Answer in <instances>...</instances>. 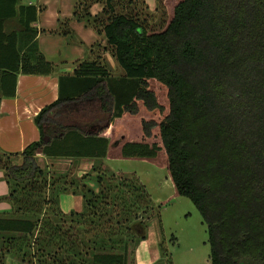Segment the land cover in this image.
Here are the masks:
<instances>
[{
	"label": "trees",
	"instance_id": "trees-1",
	"mask_svg": "<svg viewBox=\"0 0 264 264\" xmlns=\"http://www.w3.org/2000/svg\"><path fill=\"white\" fill-rule=\"evenodd\" d=\"M96 4L101 9L94 11ZM141 8L139 0H77L73 18L103 35L124 74L113 76L101 54L77 61L73 74L60 78L59 98L35 117L40 139L20 153L0 152L11 206L0 212V238L25 264H133L130 255L148 236L154 205L137 175L104 170L110 140L100 134L138 99L160 108L147 88L157 79L169 88L170 113L159 127L171 178L208 224L211 264H264V0H177L171 20H158L160 29ZM42 10L0 0L5 96L16 94L18 73L54 70L36 40L33 23ZM69 21L60 20L62 33L68 43L82 44ZM95 98L102 115L94 122L65 118L71 105ZM143 131L151 135L148 121ZM119 142L125 157H154L162 148L144 139ZM39 153L96 161L78 178L52 173ZM70 191L83 196L82 210L62 209L59 196ZM6 260L0 249V264Z\"/></svg>",
	"mask_w": 264,
	"mask_h": 264
},
{
	"label": "rangeland",
	"instance_id": "rangeland-1",
	"mask_svg": "<svg viewBox=\"0 0 264 264\" xmlns=\"http://www.w3.org/2000/svg\"><path fill=\"white\" fill-rule=\"evenodd\" d=\"M145 1L150 7L146 8L147 4L143 0H139V5L142 7L140 10L144 11L143 15L150 20L155 29L161 28L157 25L161 17L165 21H169L173 17L177 0H163L164 7H161V9L157 0ZM73 2L75 8L77 0H64V7H72ZM42 6L44 10L49 7L48 4H43ZM52 6L55 7L57 4L54 2ZM100 9V4H96L92 8L94 11ZM70 19L71 21L68 23L70 31L73 32L75 38L83 40V43H78V45L86 49V57L90 58L88 55L90 47L83 39V36L72 25L73 20H79L73 17ZM88 27L93 28L91 26ZM99 41L101 44H96L95 55L100 53L103 56L106 53L109 60H112L111 50L103 45L104 40ZM104 47L108 49V52H105ZM108 62L110 63V61ZM114 62L113 65L110 64L112 67L111 71L113 76L120 78L124 74V70L116 60ZM75 63L73 64L75 65ZM67 70L74 69L69 67ZM147 85V88L153 90L155 93L160 108L152 109L143 100L138 99L136 101L137 105L133 109L126 108L127 111L115 122L114 127L116 129L113 130V136L118 141L124 139V136L128 134L129 139H144L150 143L156 142L162 147L161 150L154 157H125L120 153V150L117 151V148L112 145L109 161L105 160L107 161L105 163L103 160L102 162L105 171L107 168L109 172L119 171L137 175L140 181L146 185L154 205V215L151 217L148 226V236L138 245L141 254L136 258L135 251V254L133 252L130 255V259L133 264H211L208 224L195 203L189 197L177 193V188L171 178L168 167V155L161 138L159 124L170 113L169 88L165 83L157 79H149ZM69 108L70 112H68L65 118L80 125L94 122L102 115L100 113L101 104L98 98L83 100L81 103L73 104ZM143 121L150 123L152 129L150 136L144 135ZM250 128L251 126L247 128V131ZM107 138L109 139V137ZM5 159L6 157L3 158V160ZM12 159L16 162H21L22 160L20 156L18 158L12 156ZM116 174L118 172L115 173V176ZM82 180L87 186H91L97 192L100 191V187L95 181ZM9 192L5 172L3 169H0V212L11 207L8 198ZM59 201L61 203L62 195L59 196ZM150 206L152 209L151 204ZM147 214L149 215L151 212H147ZM8 247L9 245L4 244L0 238V249L4 251L8 258L6 264H25L21 263L20 259L15 256L12 247L11 249H7ZM34 250L38 251L37 245ZM38 257L36 256V260ZM152 259L154 261L150 262Z\"/></svg>",
	"mask_w": 264,
	"mask_h": 264
},
{
	"label": "crops",
	"instance_id": "crops-1",
	"mask_svg": "<svg viewBox=\"0 0 264 264\" xmlns=\"http://www.w3.org/2000/svg\"><path fill=\"white\" fill-rule=\"evenodd\" d=\"M54 2L57 4L55 7L52 6ZM63 2L64 0H23V3L48 4L49 6L39 13L37 21L33 24L40 30L36 37L40 50L46 59L55 64V67L50 74L18 73L16 94L14 96H5L0 90V152L2 153H20L29 143L40 139V130L35 122L36 115L44 106L59 98L61 90L60 78L63 75H72L74 72V70L67 69L69 67L75 69L73 63L87 58L86 49L81 45L68 43L67 38L62 33L63 28L60 26V20L72 18L75 9L74 2L73 6L68 8L64 7ZM72 25L83 36V39L90 47V52L88 53L90 58L87 59H95L97 56L95 55L96 43L100 42L99 40H104L103 45L106 46V39L94 28H89L85 22L73 20ZM44 29L47 32H41ZM105 52L108 51L105 50ZM103 56L110 61L111 65L115 63L114 57L109 60L106 53ZM119 118L117 117L112 125L100 134L101 137L107 136L110 140L107 154L103 157L104 161H109L112 145L117 148V151L120 150L122 154V143L114 139L113 136V130L116 129L114 125ZM128 136V134L127 136L125 135L124 139L134 140L129 139ZM116 141H118L117 145L114 144ZM58 150L59 147L57 146L55 151ZM38 156L40 161L48 166L52 173L71 171L78 178L90 172L96 161V158L85 155L58 156L39 153ZM61 195L62 201L60 205L65 212L69 213L73 209H83L84 199L81 194H75L70 191ZM139 250L140 247L136 249V258L141 254ZM142 259L144 260L143 257ZM154 259L150 262H153Z\"/></svg>",
	"mask_w": 264,
	"mask_h": 264
}]
</instances>
